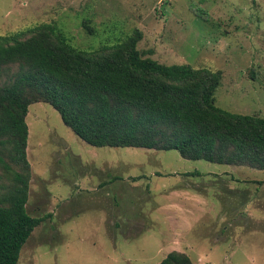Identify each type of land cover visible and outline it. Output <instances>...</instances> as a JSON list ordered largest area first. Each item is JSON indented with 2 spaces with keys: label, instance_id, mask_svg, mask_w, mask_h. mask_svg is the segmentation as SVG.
<instances>
[{
  "label": "rangeland",
  "instance_id": "obj_1",
  "mask_svg": "<svg viewBox=\"0 0 264 264\" xmlns=\"http://www.w3.org/2000/svg\"><path fill=\"white\" fill-rule=\"evenodd\" d=\"M52 22L84 50L113 45L138 29V49L153 51L145 57L222 71L216 106L264 117V0H0V35ZM26 122L32 175L27 211L46 220L18 264H160L174 251L195 264H264L260 208L249 205L253 221L233 223L232 238L221 240L212 238L229 225L220 210L205 217L182 213L197 206L190 194L216 185L210 176L184 174L219 173L223 165L189 161L178 151L93 147L46 103L31 105ZM250 170L261 184L245 187L264 200V170ZM7 184L0 169V193ZM205 195L215 198L211 189ZM169 202L177 205L168 213Z\"/></svg>",
  "mask_w": 264,
  "mask_h": 264
},
{
  "label": "trees",
  "instance_id": "obj_2",
  "mask_svg": "<svg viewBox=\"0 0 264 264\" xmlns=\"http://www.w3.org/2000/svg\"><path fill=\"white\" fill-rule=\"evenodd\" d=\"M90 25L83 22L94 36ZM142 39L135 29L84 50L55 22L0 35V169L8 181L0 193V264H18L46 220L27 211L31 105H51L93 147L178 151L189 161L264 170V117L216 106L223 72L161 64L138 49ZM160 264L195 263L174 251Z\"/></svg>",
  "mask_w": 264,
  "mask_h": 264
},
{
  "label": "crops",
  "instance_id": "obj_3",
  "mask_svg": "<svg viewBox=\"0 0 264 264\" xmlns=\"http://www.w3.org/2000/svg\"><path fill=\"white\" fill-rule=\"evenodd\" d=\"M219 173L192 171L184 174L187 178H206L210 176L216 180V185L210 189L215 193L214 199H209L205 194H208L202 187H199L198 192L190 194L192 201L197 202V206H187L182 210L184 214H190L194 217H205L211 215L216 210L221 211V222H228L229 225L221 230V235H213L216 240L232 238V224L235 222L250 223L252 217L249 213V205L253 204L264 211L263 193L257 191L254 193L245 186L249 184H261L259 179H252L251 168L223 165L219 166ZM173 174V173H172ZM177 174V173H174ZM207 186V184H205ZM190 189V186H185ZM183 187V188H185ZM180 190H173L172 193H178ZM189 193V191L187 192ZM208 199V200H206ZM170 207L177 205L175 202H169L164 207L167 212L171 211ZM182 208V205H179ZM161 210V206H156ZM242 230L249 232L248 227H243ZM237 238V237H235Z\"/></svg>",
  "mask_w": 264,
  "mask_h": 264
}]
</instances>
